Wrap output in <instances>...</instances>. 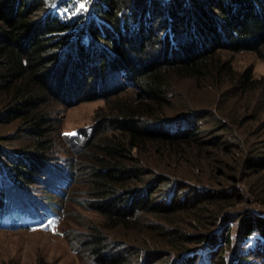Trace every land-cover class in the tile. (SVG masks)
Segmentation results:
<instances>
[{
  "label": "trees",
  "instance_id": "trees-1",
  "mask_svg": "<svg viewBox=\"0 0 264 264\" xmlns=\"http://www.w3.org/2000/svg\"><path fill=\"white\" fill-rule=\"evenodd\" d=\"M228 1L0 0V173L16 187L31 189L56 154L59 137L81 144L69 165L75 174H87L79 183L93 198L88 207L102 216L91 226L87 247L101 259L122 242L111 251L122 250L104 259L108 264L126 263L128 250L140 255V264H264V76L255 77L248 67L235 70L222 56L230 47L220 41L192 48L184 37L175 45L180 56L170 51L144 60L150 32L161 35L163 50H170L186 26L181 14L199 10L208 20L213 14L220 19L213 35L225 36L224 20L231 39H249L247 49L264 59V0ZM100 44L118 60L101 58ZM96 48L97 61H91ZM132 49L137 58L130 56ZM89 62L99 73L123 65L119 74L108 70L97 81L98 94L115 99L89 131L59 136L58 107L77 81L71 69L84 63L89 70ZM94 76L86 75L87 82ZM180 82H189L191 90ZM129 85L137 90L118 99ZM202 88L214 91L213 108L190 97ZM240 181L260 207L239 206L247 205ZM2 199L0 194V227H22L19 219L60 218L55 207L61 205L8 208ZM130 230L135 234H126ZM236 237L242 249H233L228 261L225 251Z\"/></svg>",
  "mask_w": 264,
  "mask_h": 264
},
{
  "label": "rangeland",
  "instance_id": "rangeland-1",
  "mask_svg": "<svg viewBox=\"0 0 264 264\" xmlns=\"http://www.w3.org/2000/svg\"><path fill=\"white\" fill-rule=\"evenodd\" d=\"M230 3L229 0L226 4L229 5ZM261 10V13L264 16V4L261 6ZM194 14L195 15H192L191 13L184 11V14H181V18L178 19L186 26L181 29L183 34L179 35L181 37L176 35L175 38H172L171 49L173 50H167L166 47V50L164 51L161 35L157 36L155 33L152 34L150 32V35L148 36H150L152 43L147 46L148 50L144 60L150 62L153 59L162 56L167 57L171 54L170 51L174 52V56L176 53L180 56V53L175 52L178 51V49L175 48V45L177 42L180 43L185 37L186 41L184 40L182 42H192L193 44L190 45L192 48L207 47L209 46L208 44L212 42L226 44V47L230 48L222 49V56L231 61L235 70L242 71L248 67L253 70V75L255 77L264 76V59L259 57L253 50L247 49V41H249V39H231L229 36V28L231 29V26L225 28V25H223L224 20L221 21L222 26L224 27V32L226 33L225 36H215L213 35L212 30L214 26L216 27L215 21L220 22V19L213 14V19L208 20V18H204L207 15L203 16L200 10L199 12L195 11ZM200 15L201 17H198ZM146 21L148 23L152 22L148 19ZM155 21H157V18H155ZM177 27L176 22H174L173 29L175 28L178 30ZM128 37L129 35H126V38L130 39V37ZM131 38H133V36H131ZM105 41H108L107 37ZM104 45L106 44H100L103 51L101 54L103 56L101 58L111 60L114 56L115 61H117V54L112 53L113 51L105 48ZM141 45L144 47L145 44L142 43ZM231 45L243 47L240 50H235ZM128 46H130V44H128ZM91 47L95 48L93 46ZM98 51V48H96L92 53ZM130 51V56L138 57L135 56L138 55L136 53L137 51L134 52L133 49ZM97 55L98 53H94V55L89 56V58H91V61H94ZM140 59L139 62H144L141 57ZM87 65H89V70L85 69L84 63L71 69L77 81H75V85H71L70 88L73 91V94L69 92L67 96H64L65 102L58 107L60 110L57 113L60 126L58 132L59 136H64V134L75 136L83 129L89 131V129H91L90 127L96 125L102 115L106 113L105 110L107 106H109L107 102H110L111 105V101L115 99V96L113 95L101 97L96 90L97 81L106 76L105 74L108 70L110 75L113 73L114 76L119 74V68L123 65H111V67L108 68L104 66L101 73L94 71L90 62ZM127 65H129V63H127ZM86 75H88V77L91 75L95 76L92 80L87 82ZM72 80L73 79L70 80L71 84ZM176 84H178V81ZM188 84L189 82H180L179 86L183 89H187ZM128 90L134 93L137 89H134V87L130 85L127 86V89L120 93L123 94V96L118 97V99L126 97V91ZM187 90H191V86ZM190 97L193 100H196L197 104L210 108H213V106L217 104V98L214 95V91L208 88H202L195 91L190 94ZM231 102L232 100H229V104ZM243 102L244 99L237 100L235 102V107L234 105L229 106V112L239 109ZM253 141V139H250L249 143ZM80 147L81 144L79 145L75 142L70 143L69 140H64L62 137H59L55 146L56 154L53 156L51 162L40 170V174H43V176L40 175L38 178H34L31 189H27L24 186H21V188L16 187V185L12 184L0 173V194L4 197L1 202L8 203V208H10L9 206H14V208L27 206L30 208L31 206H38V202L51 207L61 205L59 208L55 207V209H58L57 211L59 212L58 215L60 218L50 217L38 218L35 220L19 219V224H22V227L14 228V230L0 227V264H35L41 260L46 261L49 264H108L104 259L122 250L118 247L116 249L117 251H111L115 250L114 245L122 243L116 242L117 244L106 249L103 252L101 259H99L94 251H92L90 247H87L90 243L89 238L92 235L90 232L92 230L91 226H98L102 216L99 212L101 211L100 209L96 210L92 207H88L94 204L92 203L93 198L87 195V185L79 183V178L85 179L87 174H84L85 171L82 170L77 175L71 169L74 166L71 167L69 165L68 159L74 157L76 153L81 152ZM53 164L55 165V168H51V165ZM243 172H246V170L242 171V173ZM233 182H236V180H233ZM65 183L68 184V187L66 188L63 186ZM245 183V181L237 183L240 184V187H242V184L245 187V190H247V193L244 195L246 197L245 201L247 202V205L242 203L239 206L250 205L255 209L257 206L260 207L261 205L257 203L256 200L254 201V196L250 194L251 189L248 188ZM55 188L63 189L65 193L59 196L56 193V190H54ZM88 203H91V205H87ZM97 204H102V201L97 202ZM50 222L52 223L50 224ZM11 225H14V223H10L8 226ZM236 231L237 233L239 232L234 228L232 231L233 235L236 234ZM126 234L134 235L135 230L127 231ZM123 239L130 242L133 240V237L125 235L123 236ZM126 240L124 241L129 245ZM110 241H112V239ZM150 245H152V243H150ZM236 247H239L238 237L233 239V248H229L225 251L228 261L231 256H234V253L231 254V252L233 249L235 250ZM239 248L242 249L241 246ZM200 250L202 251V249ZM201 251L199 254H202ZM126 256L127 262L124 264H140V255L136 251L128 250ZM145 264H149V262H146Z\"/></svg>",
  "mask_w": 264,
  "mask_h": 264
},
{
  "label": "snow or ice",
  "instance_id": "snow-or-ice-1",
  "mask_svg": "<svg viewBox=\"0 0 264 264\" xmlns=\"http://www.w3.org/2000/svg\"><path fill=\"white\" fill-rule=\"evenodd\" d=\"M81 7H83V5H81ZM52 222H50V224H51Z\"/></svg>",
  "mask_w": 264,
  "mask_h": 264
}]
</instances>
